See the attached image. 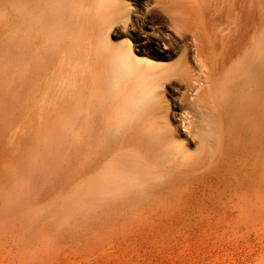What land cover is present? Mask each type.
<instances>
[{"label": "bare ground", "instance_id": "bare-ground-1", "mask_svg": "<svg viewBox=\"0 0 264 264\" xmlns=\"http://www.w3.org/2000/svg\"><path fill=\"white\" fill-rule=\"evenodd\" d=\"M226 2L20 0V34L9 44L17 67L6 58L0 81L20 80L26 105L64 96L62 125L74 145L82 124L89 212L148 195L178 168L213 161L233 127L264 125V0L257 38L236 44L216 41L230 17L213 8ZM220 179L204 180L201 190L221 192Z\"/></svg>", "mask_w": 264, "mask_h": 264}, {"label": "rangeland", "instance_id": "rangeland-1", "mask_svg": "<svg viewBox=\"0 0 264 264\" xmlns=\"http://www.w3.org/2000/svg\"><path fill=\"white\" fill-rule=\"evenodd\" d=\"M260 5L215 6L230 17L216 41L255 40ZM20 14V0H0V75L6 58L17 67L9 44L20 34ZM65 103L62 95L43 94L26 105L20 80L0 81V264H264V125L242 133L233 127L232 144L213 161L178 168L148 195L89 212L82 124L74 145L62 125ZM215 177L227 183L221 192H203Z\"/></svg>", "mask_w": 264, "mask_h": 264}]
</instances>
